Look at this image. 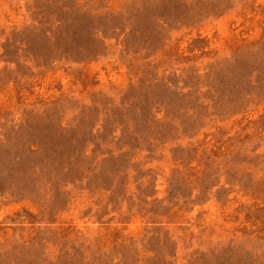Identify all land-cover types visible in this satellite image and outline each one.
I'll list each match as a JSON object with an SVG mask.
<instances>
[{"label": "rangeland", "instance_id": "1", "mask_svg": "<svg viewBox=\"0 0 264 264\" xmlns=\"http://www.w3.org/2000/svg\"><path fill=\"white\" fill-rule=\"evenodd\" d=\"M0 264H264V0H0Z\"/></svg>", "mask_w": 264, "mask_h": 264}]
</instances>
